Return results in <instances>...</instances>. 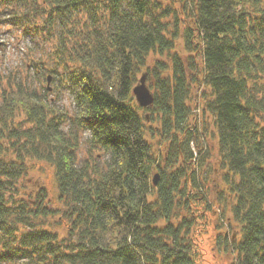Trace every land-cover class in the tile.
<instances>
[{"label": "trees", "instance_id": "1", "mask_svg": "<svg viewBox=\"0 0 264 264\" xmlns=\"http://www.w3.org/2000/svg\"><path fill=\"white\" fill-rule=\"evenodd\" d=\"M178 2L171 9L157 0H0V22L58 33L76 106L71 117L21 84L0 96V263L199 264L187 236L192 221L171 219L176 193L196 184L195 167L187 162L200 158L208 133L207 118L190 119L196 81L241 228L231 264H264V125L257 121L264 112V0ZM171 12L177 21L192 14L184 30L191 59L186 69L180 54L172 55L170 66L160 60L170 73L157 82L154 103L135 105L132 88L149 52L176 46ZM142 108L151 111L142 114ZM67 119L73 124L68 130ZM81 129L90 134V150L108 152L106 169L78 164ZM157 134L171 138L161 155L176 171L169 180L162 171L153 184L158 157L151 138ZM28 157L53 167L72 215L66 240L36 225L55 210L19 195Z\"/></svg>", "mask_w": 264, "mask_h": 264}, {"label": "rangeland", "instance_id": "2", "mask_svg": "<svg viewBox=\"0 0 264 264\" xmlns=\"http://www.w3.org/2000/svg\"><path fill=\"white\" fill-rule=\"evenodd\" d=\"M157 1L171 9L179 7L178 1L183 2V0ZM174 15L175 13L171 12V17H168L167 22L169 27L177 29L175 32L178 34L174 37L176 46L163 52L151 50L145 64L137 70V79L134 85L139 82L141 75L145 74L146 84L153 94L159 92L157 88L159 79L168 77L170 73L167 66L172 64V55L180 54L186 69L193 53L190 47H185L184 31L185 19L186 17L190 18L192 14L189 13L185 19H182L180 13L181 19L179 18L178 21L172 17ZM81 18L87 20V16ZM82 26L83 22H80L79 27L82 28ZM86 29L78 35L79 42L83 41L84 36L87 35ZM60 44L57 32L40 35L14 27L9 21L0 22V96L21 84L56 104L73 117L76 113V106L73 92L63 73L65 72L64 62H61L60 56L64 57V54L60 50L61 47L58 48ZM160 60L167 62V64L165 63L167 66L157 65V63H161ZM197 60L200 64L198 69L201 71L202 62L198 53ZM191 89L190 103L193 111L190 119L193 123L195 119L204 121V118H207L209 121L208 133L205 136V149L200 158L196 157V154L191 158L192 162L189 161L191 163L187 162L189 167H195L196 184L192 183L191 186L188 184V188L184 187L185 193H176V207L171 219L174 223H178L184 218L192 221L187 236L191 238L195 247L199 264H231L237 255L235 242L240 238L241 228L240 224L234 220L231 211V196L228 195L229 190L223 178V173L226 170L220 164L216 137L212 133L211 115L208 113L204 115L202 109L200 110L199 104L203 100V95L199 92L196 81L191 82ZM132 96V101L138 105L135 94L133 93ZM150 111V109L142 108L140 112L145 114ZM23 116L22 113H19L17 119L22 121ZM259 116L257 121L264 125V112ZM22 124L26 125L24 122ZM63 126L68 130L73 124L67 119ZM78 133L80 134L77 149L78 164L83 165L85 162H89L90 167L100 166L102 170L106 169L108 152L100 149L90 150L89 132L81 129ZM151 139L154 147L153 153H157L156 157H158L155 158L152 166L151 181L153 184H157L161 179L162 171L166 180L171 178V174L176 171V163L171 164L162 159L163 151L166 152L172 145L168 134L167 136L157 134ZM157 165H160L161 169ZM156 174L157 183H154L153 179ZM182 179L179 180V185L182 184ZM18 186L20 187V197H35L48 205V208L55 210L45 218V223L37 220L36 225L51 229L59 239H68L72 215L68 213L70 212L69 207H65L64 201L60 199L52 165L44 160L26 158V169L19 178ZM19 227L31 228L30 226L22 227V225ZM0 264L13 263L3 261Z\"/></svg>", "mask_w": 264, "mask_h": 264}, {"label": "water", "instance_id": "3", "mask_svg": "<svg viewBox=\"0 0 264 264\" xmlns=\"http://www.w3.org/2000/svg\"><path fill=\"white\" fill-rule=\"evenodd\" d=\"M133 93L135 94L136 100L141 106L150 105L154 100V94L146 84L145 74H142L139 82L134 85ZM154 183H157V174L153 179Z\"/></svg>", "mask_w": 264, "mask_h": 264}]
</instances>
